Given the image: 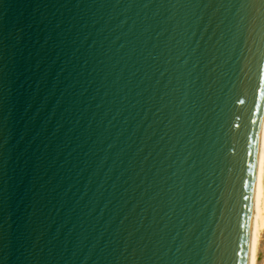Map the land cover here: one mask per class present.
<instances>
[{
    "label": "water",
    "instance_id": "obj_1",
    "mask_svg": "<svg viewBox=\"0 0 264 264\" xmlns=\"http://www.w3.org/2000/svg\"><path fill=\"white\" fill-rule=\"evenodd\" d=\"M263 96L264 0H0V264H246Z\"/></svg>",
    "mask_w": 264,
    "mask_h": 264
},
{
    "label": "bare ground",
    "instance_id": "obj_2",
    "mask_svg": "<svg viewBox=\"0 0 264 264\" xmlns=\"http://www.w3.org/2000/svg\"><path fill=\"white\" fill-rule=\"evenodd\" d=\"M264 161V96L262 100L255 150V181L253 184L250 232L246 264H264V243H261V230L264 222L261 217L260 166Z\"/></svg>",
    "mask_w": 264,
    "mask_h": 264
},
{
    "label": "snow or ice",
    "instance_id": "obj_3",
    "mask_svg": "<svg viewBox=\"0 0 264 264\" xmlns=\"http://www.w3.org/2000/svg\"><path fill=\"white\" fill-rule=\"evenodd\" d=\"M255 123V121H254ZM251 153H249V156L251 157ZM251 168H256L255 164L249 165ZM260 185H261V217H262V222H264V161L261 162L260 166ZM255 181V176L253 177V181L246 182V187L247 186H253V182ZM245 199H249V197H245ZM261 243H264V228L261 230Z\"/></svg>",
    "mask_w": 264,
    "mask_h": 264
}]
</instances>
